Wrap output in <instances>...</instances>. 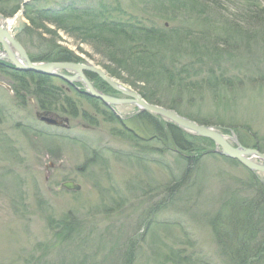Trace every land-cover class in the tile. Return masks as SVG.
I'll list each match as a JSON object with an SVG mask.
<instances>
[{
  "label": "rangeland",
  "instance_id": "1",
  "mask_svg": "<svg viewBox=\"0 0 264 264\" xmlns=\"http://www.w3.org/2000/svg\"><path fill=\"white\" fill-rule=\"evenodd\" d=\"M23 1L0 0V11L19 8L13 17L4 18H15L10 33L28 57L46 55V41L54 33L56 44L77 58L75 62L87 61L102 70L116 68L104 58L107 50L94 41L80 42L50 25L45 29L52 37L32 29L23 17L27 4L34 10L102 12V18L125 25L138 22L153 29L189 30L204 36L205 46L221 43L217 62L200 66L187 57L176 60V69L188 72L185 83L181 87L157 83L154 89L150 86V93L223 134L231 146L256 145L264 151V40H236L227 26L232 23L242 34L250 33L244 14L248 5L264 10V0H217L213 10L217 17L203 18L215 22L209 31L204 22L197 23L181 10L173 12L162 0ZM115 58L125 60L122 55ZM0 63L11 68L5 60ZM118 71L123 79L133 78ZM95 78L97 92L125 99ZM74 86L79 92L85 89L80 83ZM68 94L87 114V121L70 117L65 105L51 106L46 113L29 96L15 100L10 70L0 72V264H184L178 257L189 264H231L213 223L218 217L222 221L229 208L252 201L247 169L219 155L211 141L180 128L193 140L191 151L201 156L171 148L166 130L163 139L142 132L135 121L141 111L129 104L112 106V112L135 131L138 141L119 138L115 134H123L121 125L105 121L108 107L99 102L96 108L74 92ZM37 114L58 119L66 127L46 125ZM255 174L264 184V173ZM67 182L79 190L60 187ZM261 230L257 242L247 243V252H253L247 264H264V223Z\"/></svg>",
  "mask_w": 264,
  "mask_h": 264
},
{
  "label": "trees",
  "instance_id": "2",
  "mask_svg": "<svg viewBox=\"0 0 264 264\" xmlns=\"http://www.w3.org/2000/svg\"><path fill=\"white\" fill-rule=\"evenodd\" d=\"M162 3L167 4L173 12L181 10L191 18L194 16L197 23H199V20L201 23L204 22L205 24L203 25L207 27L206 31L214 27L215 22L203 20V18L217 17V14L213 11L218 8L217 0H162ZM248 6V12L244 14L243 18L245 24L247 23V26L252 27L250 33H243V36L242 30H237V26L234 27L232 23L227 26L232 31L231 34H234L236 40L245 41L247 38H263L264 40V10L256 5ZM18 10L19 8L17 7L7 13L0 11V14L3 17H12ZM23 17L30 23L32 29L45 32L50 36L52 33L45 29V26H53L56 31H62L68 36H73L79 39L80 42H85L86 40L94 41L99 47L107 50L104 58L109 64L116 67V71L104 68L110 77L121 80L124 84L132 87L147 103L173 110L190 121L206 126V124L182 115L176 105L162 103L161 98H157V96H153L150 93V86L154 89L158 83V85L164 84L166 87H181L188 79L186 77L188 72L177 70L176 66L178 64L174 61H183L188 58L194 60L200 66L213 61L217 62L216 60L219 57L217 47L221 43L216 41L205 46L204 36L195 35L189 30L179 31L177 29V31L175 29L166 31L164 29H153L142 26L138 22L125 25L109 20L106 17L102 18V12L97 14L86 9L34 10L31 4H27L24 6ZM53 37H55L54 33ZM53 37L51 38L52 40L46 41L48 48L46 55L29 56L30 60L32 62H75L77 58H73L66 48L57 45ZM18 41L20 42V40ZM121 55L125 58L122 62L121 59L115 58V56L119 57ZM118 68L126 74L128 72L133 78L123 79ZM7 69L5 65L0 64V72L7 73ZM87 76L91 80L96 79L92 75L87 74ZM10 77L11 90L15 100L22 102L26 96H29L37 102L39 109L46 113H50L51 106L61 104L62 107L65 105L64 107L68 108L70 117L81 116L87 121V114L78 110L75 100L68 94L70 91L96 108V105H99L97 100L82 96L70 86L67 88L68 90L66 89L67 93L61 85L58 86L53 82L59 80L49 76L18 73L10 70ZM98 84H102L100 79ZM136 84L141 86H136ZM105 121L121 125L124 135L115 134L119 138L136 142L138 136L135 131L127 128L124 122H121L113 113L107 112ZM135 121L142 128V132L146 130L154 138L156 136L163 139L162 132L166 130L167 133L165 132V135H168L165 137L171 148L182 152L185 151L195 157L201 156L200 152L191 151L193 149L190 146V142L193 141L191 136L184 134L179 128L164 122L161 118L151 117L148 113L141 112L137 115ZM244 146L248 147L245 143ZM250 148L264 154V151H261L256 145ZM229 161L232 162V160ZM246 171L250 177L249 187L253 191L252 201L247 204H241L237 208L236 206L229 208L226 215L221 218L222 221L218 217V221L213 223L215 236L219 244H221L222 250L228 253L231 264H247L253 253L247 252L249 251L247 243L257 242L262 233L261 224L264 223V184L256 178L255 173ZM178 260L184 264H189L186 258L178 257Z\"/></svg>",
  "mask_w": 264,
  "mask_h": 264
},
{
  "label": "water",
  "instance_id": "3",
  "mask_svg": "<svg viewBox=\"0 0 264 264\" xmlns=\"http://www.w3.org/2000/svg\"><path fill=\"white\" fill-rule=\"evenodd\" d=\"M6 21L7 20L0 15V45L5 53V57H0V60H5L10 63L13 70L22 73H34L58 78L67 84L81 83L85 88V91L82 92L84 95L100 101L110 109H112V106L124 104L136 106L141 112L153 114L173 123L187 134L211 141L214 146L219 149V155L237 161L248 171L264 173V164L253 161V159H257L264 163V154L255 149L244 148L241 145L233 147L229 144L226 136L215 131L213 128L190 121L178 115L173 110L147 103L137 92L120 84L109 77L104 70L91 65L87 61H83L82 63L32 62L23 47L10 33L11 27L15 23V18H12V22L10 23H6ZM60 71H67L70 75L62 74ZM86 74H91L99 78L113 91L124 96L125 99H116L97 92L86 78ZM36 116L46 125L66 127L64 122L53 117L40 116L39 114ZM60 187L68 191L79 190V186L71 182L63 183Z\"/></svg>",
  "mask_w": 264,
  "mask_h": 264
},
{
  "label": "bare ground",
  "instance_id": "4",
  "mask_svg": "<svg viewBox=\"0 0 264 264\" xmlns=\"http://www.w3.org/2000/svg\"><path fill=\"white\" fill-rule=\"evenodd\" d=\"M10 22H12V20L10 19H7V21H6V23H10ZM0 57L2 58V57H5V53L3 52L2 54H0Z\"/></svg>",
  "mask_w": 264,
  "mask_h": 264
},
{
  "label": "flooded vegetation",
  "instance_id": "5",
  "mask_svg": "<svg viewBox=\"0 0 264 264\" xmlns=\"http://www.w3.org/2000/svg\"><path fill=\"white\" fill-rule=\"evenodd\" d=\"M68 90V89H67ZM12 93H13V91H12Z\"/></svg>",
  "mask_w": 264,
  "mask_h": 264
}]
</instances>
